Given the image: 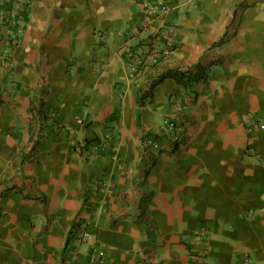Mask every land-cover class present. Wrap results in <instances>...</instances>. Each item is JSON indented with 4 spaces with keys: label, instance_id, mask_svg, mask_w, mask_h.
Wrapping results in <instances>:
<instances>
[{
    "label": "crops",
    "instance_id": "crops-1",
    "mask_svg": "<svg viewBox=\"0 0 264 264\" xmlns=\"http://www.w3.org/2000/svg\"><path fill=\"white\" fill-rule=\"evenodd\" d=\"M15 2L0 0V264H190L198 229L208 264H264V0ZM167 30L179 46L152 59ZM168 70L194 78L142 97Z\"/></svg>",
    "mask_w": 264,
    "mask_h": 264
},
{
    "label": "built area",
    "instance_id": "built-area-1",
    "mask_svg": "<svg viewBox=\"0 0 264 264\" xmlns=\"http://www.w3.org/2000/svg\"><path fill=\"white\" fill-rule=\"evenodd\" d=\"M4 2H8V0H2ZM35 0H16L15 5L23 9L24 6L31 4ZM146 9L148 13L156 15L161 12H165L167 7L160 4H147ZM179 46L174 33L170 30H167L163 33L161 42L155 41L153 38L150 42L149 52L151 53L152 59H156L158 61H167L172 52ZM153 81V80H152ZM151 80L146 81V88H148ZM40 114L45 116L43 112L40 111ZM39 115V116H41ZM38 122V120H37ZM166 125L169 135L170 141L173 145L179 147H186L189 143L186 133V124H183L181 121L170 119L164 122ZM146 147L150 150H154L157 152L159 149V141L158 138H149L146 143ZM156 154V153H155ZM106 201L100 200L98 205L99 211H104L106 208ZM74 233L77 235V240L90 244L91 236L87 232V222L85 220L79 221L78 226L75 229ZM189 247L190 249L193 247L197 248V253H189L190 264H208L206 261L207 249H208V237L207 233L202 230H194L189 236ZM205 246V247H204ZM90 259L96 264L102 263V256L99 250L90 251ZM77 262V253L73 255L72 260L69 264H75Z\"/></svg>",
    "mask_w": 264,
    "mask_h": 264
},
{
    "label": "trees",
    "instance_id": "trees-1",
    "mask_svg": "<svg viewBox=\"0 0 264 264\" xmlns=\"http://www.w3.org/2000/svg\"><path fill=\"white\" fill-rule=\"evenodd\" d=\"M164 78H172L178 84H181L183 86H188L189 83L191 82V80L194 78V76H192V74L189 71L181 72V71H177V70H168L165 73H163L160 77H158L157 79H154L153 81L151 80V83L149 84V87L147 88V91L142 93V97L151 96L152 95V91L154 90L156 85ZM38 114L41 115L40 114V110L34 112L35 116H33V119H34V117L36 118V116L38 117ZM39 119L41 120V122H43V120L46 119V116L41 115V116H39ZM29 130H30V139H32L33 128H32L31 123L29 125Z\"/></svg>",
    "mask_w": 264,
    "mask_h": 264
},
{
    "label": "rangeland",
    "instance_id": "rangeland-1",
    "mask_svg": "<svg viewBox=\"0 0 264 264\" xmlns=\"http://www.w3.org/2000/svg\"><path fill=\"white\" fill-rule=\"evenodd\" d=\"M149 87V86H148ZM189 250H190V248H189ZM189 256V255H188Z\"/></svg>",
    "mask_w": 264,
    "mask_h": 264
}]
</instances>
